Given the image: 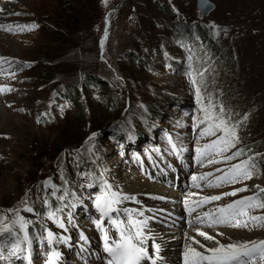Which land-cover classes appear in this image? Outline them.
<instances>
[{
  "label": "rangeland",
  "instance_id": "rangeland-1",
  "mask_svg": "<svg viewBox=\"0 0 264 264\" xmlns=\"http://www.w3.org/2000/svg\"><path fill=\"white\" fill-rule=\"evenodd\" d=\"M119 1L101 0L99 5L97 0L95 9L90 7L95 12L93 21L77 29L83 32L72 33L54 13L66 6L78 9L84 0H14L7 6L13 11L0 18L12 22L8 24L12 30L22 22L39 25L25 33L0 27V33L10 39L4 45V57L20 65L18 74L6 81L12 85V92L0 94V101L12 112H0V118L5 115L6 127L0 128V216H8L9 224L16 214L7 209L19 208L20 216L37 225L46 221L51 205L69 215L83 208L85 212L78 211L73 221L79 225L87 220L85 223L75 227L71 219L68 222L74 234L88 232L85 225L104 234L107 225L100 221V209L93 223L88 206L92 207L103 179L121 193L125 189L120 183L135 175L141 181L153 182L156 188H168L163 196L174 197L175 207L166 213L168 216L164 210L163 216L159 215L178 229L175 221L182 216L181 199L183 202L188 192V197L190 192H197L191 199L202 197L201 190L190 185L191 175L201 170V164L184 157L197 154L201 143L198 133L206 125H195L203 118L202 105L209 102L216 105L217 112L223 105L231 124L239 122V143L221 156L242 150L233 162L252 157L255 164L251 179L242 180L238 189L246 188L245 192L264 201L260 191L264 189V0H214L216 7L209 16L197 10L196 0H126L114 11ZM157 4H166L175 15L170 17ZM109 13L111 27L102 47ZM174 21L187 23L188 29H171L169 22ZM197 26L207 33L208 45L216 44L217 54L206 48L199 30L194 31ZM64 37L73 45L82 42V51L64 44ZM89 38L92 43L89 41L88 46ZM232 64L236 70L231 69ZM197 87L202 103L197 102ZM93 133L97 135L89 140ZM168 135L175 141V149ZM165 146L186 161L175 163L179 171L170 168L174 159ZM164 169L169 171L168 177L163 175ZM49 179L51 185L46 186L44 182ZM169 190H175L176 195ZM61 194L63 206L56 201ZM251 214L264 215V209ZM11 227L20 229L19 225ZM186 227L210 232L226 228L237 233L240 242L264 240V226ZM33 232L43 236L41 229L33 227ZM8 234L0 233V264H6L2 249ZM75 237L72 245L82 244ZM218 238L229 243L224 235ZM39 245L34 246V263L41 264V253L42 263H46L52 242L42 240ZM60 251L55 254L60 255ZM20 264H25L22 259ZM245 264H264V260L257 256Z\"/></svg>",
  "mask_w": 264,
  "mask_h": 264
},
{
  "label": "snow or ice",
  "instance_id": "snow-or-ice-1",
  "mask_svg": "<svg viewBox=\"0 0 264 264\" xmlns=\"http://www.w3.org/2000/svg\"><path fill=\"white\" fill-rule=\"evenodd\" d=\"M107 3V0H104ZM3 11V9H0ZM19 15V13H17ZM6 27L7 31H12V26H0ZM39 27V25L32 23L30 25L20 26L21 30H32ZM103 43V41H102ZM7 57H0V60L7 61ZM195 84V80H193ZM12 89L8 87H0V92H8ZM197 102L202 103L203 97L201 96L199 87L196 88ZM203 112V118L197 121L195 127L200 125H206L200 128V137H216L209 143H206L203 148H197V162H200L202 157L208 155L210 152L215 151L217 154H223L229 149L234 148L239 143V136L237 134V124H231L230 117L225 118V109L223 105L219 106V111H216V105L211 102L207 106L201 107ZM248 117L245 116L246 120ZM219 133V135H218ZM97 134L93 133L89 140H92ZM242 155V150H237L231 155L224 157L226 160H233ZM252 157L241 161L238 164L233 165L224 175L216 177V183L209 181L208 187H218L221 183H236L239 180L251 179L253 175V169L255 164L251 163ZM218 161L209 160V163H217ZM217 171H220L217 169ZM211 175L208 173L204 176H193L194 186L199 187L196 183L199 180L206 179V176ZM46 186L51 185V180L44 182ZM52 187H55L52 185ZM246 188L235 189L232 192L223 193V196H235L237 192L246 191ZM264 192V189L260 190ZM27 195V194H26ZM196 195L190 193L189 197L185 199L184 203L186 209L191 215L197 213V209H201L204 205L219 201L222 199L221 195L203 196L199 200L191 201V197ZM63 199V197H61ZM21 203H26L22 201ZM119 203L115 193H112L111 198L105 193L103 196L96 198V206L100 209L104 216H109L111 212L117 211L113 207L114 204ZM256 209H264V201L258 200L255 196L244 197L239 200L232 201L228 204L218 205L213 209L207 211L198 212L192 224L207 225L208 227H215L218 225H228L232 227H255L264 226V215H252L251 213ZM26 211L31 212L32 208L26 207ZM7 212L15 213V217L11 219L10 224L8 216H0V223L3 227L0 228V233L12 231L11 226L19 225L20 229L26 228L27 223L23 216L19 215V208L7 209ZM126 212L128 210H125ZM49 215H53L49 213ZM131 214L129 213V216ZM244 218V219H241ZM111 223L116 226L119 237H110L108 232L104 233V247L112 259L109 264H141L142 261L151 260V264H156L159 259L160 246L154 244V254L149 255L148 248L145 246L147 237L144 233V228L147 226L146 220H133L129 218L127 220V227H121L125 221L112 219ZM62 226V225H61ZM196 235L189 237L190 243L185 246L184 251V264H245V260H256L257 256L261 260H264V240L260 241H244V242H229L227 244L220 243L216 239V236L209 235L201 228L194 229ZM217 235L223 236L224 233H218ZM197 236L203 237L206 241H213L212 246H207L202 243ZM52 233L49 232V238L51 239ZM48 264H53L52 258H49Z\"/></svg>",
  "mask_w": 264,
  "mask_h": 264
},
{
  "label": "bare ground",
  "instance_id": "bare-ground-1",
  "mask_svg": "<svg viewBox=\"0 0 264 264\" xmlns=\"http://www.w3.org/2000/svg\"><path fill=\"white\" fill-rule=\"evenodd\" d=\"M3 1L4 2H0V9H3V11H0V18L5 17L6 14L13 11L10 9V7L8 8L7 6L12 5V3H14V0H3ZM11 23L12 22H10L8 19H5V18L0 19V26L8 25ZM2 36H3V33H0V57H4L7 54V48H5L4 45H7L6 41L8 42V44L10 41L8 36H3L4 39H2ZM7 58L9 59V57H7ZM0 78H1V75H0ZM5 106H7V104L0 101V112H6L9 114H12L11 110L6 109ZM4 118H5V115L1 116V118H0V128L5 127L4 122H3ZM5 129H6V127H5ZM191 176H193V175H191ZM116 178H117L116 179V181H117L119 179V177L116 175ZM151 183H153V182H151ZM151 183H149L147 181H145V182L141 181L135 175H131V176L127 177V181L120 183L122 188L125 190H124V192H121V193L119 192L120 193L118 195L120 197L119 204L124 205V206L126 205L125 209H130L128 211L132 214V216H135L137 218H142L143 220L147 221L146 228L148 230V233L152 234V236L160 239L163 243L165 260L177 263L178 259H181L184 256L185 246L188 243H190L189 237L196 235L194 229L198 228V227H195V228H187L186 227L187 229H184L185 225L180 224L178 226V229H175V228H173V226L172 227L169 226L168 222L165 223L164 219L159 214H161L162 210L165 211V214H164L165 216L167 215L166 213L169 214L170 211H172L175 207V205L173 204L175 199H174V197L166 198L163 196L164 193L165 194L167 193L166 191H168V190H166V189H168V188L165 189L162 186H161V188H156V186L151 185ZM174 191L175 190H173V191L169 190V192L172 193L171 195H176V194H173V193H175ZM180 192H182V191H180ZM188 193L186 195V198L188 197ZM169 194L170 193H168V195ZM161 196L163 197V201L160 200ZM158 197H159V199H158ZM181 203H182V199H181ZM102 215H103V213L101 212L100 221H102L104 224H107V220H108V218L111 217V214H109V216H104V217H102ZM165 219H168V218L165 217ZM85 227H86V229H89V231L86 233L80 232L79 234L81 236H84L89 241H91L92 249L101 250L103 245H104V236H103L104 234L99 232V230H96V231L93 230L91 228V226L85 225ZM57 229L60 231V233L62 235V244L60 243L61 244L60 245L61 254L60 255H58V254L54 255L56 262L58 264H83L82 261L76 259L74 253L72 254V252H71L72 249H75L74 252H76L77 249L80 250L84 247L83 244H78V243L75 244L74 246L72 245L71 235H74V231H75L74 227H72V226H70V224H68L67 231H64L60 226H58ZM204 229H201V230L206 231L209 235L216 236L217 240H219V238H218L219 235H217V234L220 233L221 231H224L223 232L224 236L227 237V239H229V242L230 241L231 242H240L242 240V239H240V236L237 233H233L232 231H230L226 228L216 229L215 231L213 228L214 232L213 231L210 232V231L204 230ZM197 239H199L202 243H204L207 246L213 245V241H206V240H204L203 237L197 236ZM222 242L225 243L227 241H222ZM101 256H102V254H99V257H101ZM89 262L91 263V260Z\"/></svg>",
  "mask_w": 264,
  "mask_h": 264
},
{
  "label": "trees",
  "instance_id": "trees-1",
  "mask_svg": "<svg viewBox=\"0 0 264 264\" xmlns=\"http://www.w3.org/2000/svg\"><path fill=\"white\" fill-rule=\"evenodd\" d=\"M96 1L97 0H84V2H85V4H83L82 6H80L78 9H71V7L70 6H66V7H63V9H61V12H59V13H54V15H56V16H59L60 17V22H63V23H65L66 24V26H64V27H66V29H68L69 31H71L72 33H74L75 32V30L77 31V32H83L82 30H77L78 28H79V26H81V27H84V28H86V26H89L90 25V22H92L93 21V18H94V14H95V12L94 13H92L91 12V10H90V7H94V9H95V5H96ZM100 1L101 0H98V2H99V5H100ZM214 1V0H213ZM157 6L162 10V11H166L168 14H170V17L171 16H173V15H175V14H173V10H171V8H168L167 9V5L166 4H163V5H161V6H159L158 4H157ZM171 11V12H170ZM62 12H63V14H62ZM186 24L187 23H183V22H178V21H174V22H169V26H170V28L171 29H174V28H176V27H180V28H182V29H188L187 28V26H186ZM196 29L197 30H199V33H200V35L203 37V35L202 34H204V37H205V39H204V41L206 42V47L208 48V49H211L214 53H216L217 54V51H218V49H217V47H216V44L215 43H212V46L211 45H208V43H207V41H209L210 42V40H209V37L207 36V33H203V29H201L200 27H196ZM68 30H66L65 32H69ZM74 31V32H73ZM65 34H67V33H64V35ZM61 40H64V44H67L68 46L69 45H72L71 47H72V49L74 50V49H77V50H80V51H82V49H83V47H82V42H81V44L79 45H73V42L72 41H70V40H67V38H61ZM66 40V41H65ZM85 40H86V38L84 39V43H85ZM89 41L92 43V39L91 38H89L88 39V46H89ZM90 46L92 47V44H90ZM89 53V52H88ZM90 54V53H89ZM72 55V54H71ZM74 58H77V57H75V56H73ZM72 57V58H73ZM230 58V60L228 61V62H230L231 63V59H232V57H229ZM138 60H140V59H138ZM234 62V61H233ZM234 64H232V66H231V69H235L236 70V67L235 66H233ZM94 78V77H93ZM92 78V79H93Z\"/></svg>",
  "mask_w": 264,
  "mask_h": 264
},
{
  "label": "water",
  "instance_id": "water-1",
  "mask_svg": "<svg viewBox=\"0 0 264 264\" xmlns=\"http://www.w3.org/2000/svg\"><path fill=\"white\" fill-rule=\"evenodd\" d=\"M125 1L126 0H120L119 3L115 5L114 11H118L121 8V6L124 5ZM215 7H216V3L213 0H196V8L204 16H209L211 12L215 9ZM110 13H112V11H110ZM110 13L106 15L107 25H106V31L101 39L102 47L106 41L107 34L110 31V27H111V17H110L111 14ZM130 54H133V52H130Z\"/></svg>",
  "mask_w": 264,
  "mask_h": 264
}]
</instances>
